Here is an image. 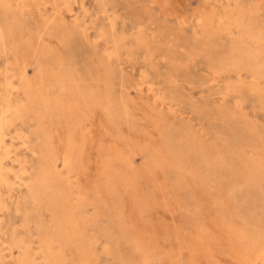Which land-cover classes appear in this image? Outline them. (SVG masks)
Listing matches in <instances>:
<instances>
[{
  "label": "rangeland",
  "instance_id": "rangeland-1",
  "mask_svg": "<svg viewBox=\"0 0 264 264\" xmlns=\"http://www.w3.org/2000/svg\"><path fill=\"white\" fill-rule=\"evenodd\" d=\"M36 3L37 6H32L33 12H25L24 17L13 18L11 14H7L3 18L0 13V26L3 28L8 22L17 24L16 31L23 32L25 38L30 35L35 40L38 26L41 25L39 11L44 19L51 18L58 12L62 15L69 34L62 45L58 46L57 43L64 37L62 34H57L49 44L56 47L63 60L79 71L87 82L90 79L88 74L99 61L102 74L108 79L104 90L111 95L108 113L101 119L99 154L103 160L101 159V164L96 161L95 144L90 150L88 161L84 163L86 166H82L83 169L78 165L72 166L73 163L70 165L69 158L58 160L54 166L51 195L54 198L53 206L48 208L35 204L28 198L26 185H33L37 179L39 181L45 168L40 149L44 138L38 126L41 108L31 106L22 121L15 122L6 137L8 145H11V159L6 162L7 167L11 168L7 175L8 185L0 186V200L6 207L0 209V247L4 253L0 264H16L20 256L19 249L9 245L11 236L29 244L34 264H45L37 224L42 220L52 232L53 215L56 223L64 227L73 212L84 228L83 240L76 241L75 244V239L65 243L64 237L58 233L53 237V250L65 264H188L190 260V264H264V188L259 192L253 191L252 182H246L241 175L245 165L258 159L264 163V102H261L264 77L255 79L253 74L247 72L249 61L245 57L240 58V78L235 76V70L228 63L225 66V70H228L224 72L232 74L231 78H225L224 72L216 75L208 59L195 48L198 43L206 40L203 32L205 22L208 21L215 36L212 41L218 52L238 43L264 57V41L250 38L255 37L253 32L256 36L264 33V0H38ZM140 32L148 50L137 45L135 39ZM4 44L3 50L0 47V83L6 82L8 74L10 79L14 77L9 79L13 87L16 86L12 89L13 102L25 105L27 99L24 86L19 84L18 78L22 66L14 59V42L8 38ZM46 57H41V64L43 70L49 72L48 67L52 66V62ZM168 62H172L173 66L168 65ZM25 72L29 79L34 78L33 67H26ZM121 99L122 102H118ZM103 104L105 108L107 104ZM121 109L127 111L128 115ZM54 117H58L57 112ZM93 126L92 122H83L81 126L91 145L95 140ZM156 127L162 128L163 130L159 129L162 132ZM136 133L140 138H136ZM221 138L230 140L231 145H234L228 149ZM182 139L190 145V149L196 151L192 152L194 157L190 164L193 167L189 169L198 170L195 176L201 182L200 195L199 191L193 190L189 173L180 169L183 164L180 161V151L187 150L186 146L181 148L184 146ZM143 145L147 146L146 152H138V146ZM210 148L213 152H208ZM61 153L62 151L59 152ZM169 153L170 157L167 155ZM120 154L127 160L121 159ZM219 156L225 161V165L219 166ZM160 157L166 158V166H159ZM153 164L159 168H155ZM104 173L108 175L105 176ZM131 173L136 174L135 189L146 200L142 210L137 207V203H131L133 200L125 191L126 184L122 183L125 179L129 180L127 177ZM119 176L126 177L120 179ZM19 177L26 185L19 181ZM251 200L257 201V205ZM206 224L211 227L216 225L212 229L217 230L210 231V225ZM238 225H246L249 232L243 235L235 232L228 234L227 229L242 228ZM64 230L68 232L70 227ZM221 235L225 236H222L223 241ZM150 240H153V244ZM75 249L78 250L77 254ZM245 258L248 259L247 262Z\"/></svg>",
  "mask_w": 264,
  "mask_h": 264
},
{
  "label": "bare ground",
  "instance_id": "bare-ground-1",
  "mask_svg": "<svg viewBox=\"0 0 264 264\" xmlns=\"http://www.w3.org/2000/svg\"><path fill=\"white\" fill-rule=\"evenodd\" d=\"M36 1L38 0H32V2L26 1V0H0V13L3 15V18L5 17V15L7 14H11L14 17L16 16H20V17H24V13L28 12L30 13L34 8L32 6H37ZM157 1V0H156ZM28 2L30 4H28ZM44 2V1H43ZM43 4V3H42ZM102 4V3H101ZM44 6V5H43ZM42 7V6H41ZM46 7V6H45ZM44 7V8H45ZM59 7V5H58ZM48 8V7H47ZM52 8V7H51ZM53 9V8H52ZM257 10V9H256ZM33 12V11H32ZM52 12V11H51ZM62 12V11H61ZM254 14V13H253ZM50 15V14H49ZM42 14L41 11H39V17L41 18V25H39L38 23V31L36 32L35 35V40L31 38L30 35L26 36V38L24 37V35H22L23 32H19L16 31V25H14V23H6L3 28L0 26V47L2 48L1 50H3V48L5 47V42H7L8 38H11L14 42V59L16 62L21 63V71L19 72L18 78H19V84L24 86V95L25 98L27 99L26 103L27 104H18V103H14L13 102V93H12V89L16 86L13 87V84L11 81H9L10 76L9 74L7 75L8 77H6V82L4 83H0V186L1 185H5V187L8 185V180H7V175L8 172L11 171V168H8L6 165V162L11 159L10 158V154H11V145L9 146L6 140L7 137V133L9 132V130L11 128H13L14 124L16 121H22L23 117L25 116V113L28 111V109L31 106H37L41 108V113H39V119H38V126L40 128V132L44 138V142L41 146V153H42V157H43V161H44V171L41 174V176H39V181L37 179V181H35V183L33 185H26L24 180H21L22 178L19 177V181L21 180L25 185H26V190H27V195L28 198L33 201L35 204L38 205H42L44 207H52L54 204V198L51 196L53 194V186H54V166L56 164V162L60 159L64 160L65 158L68 159V163L72 166L78 165L79 168L83 169V164L85 162L88 161V157L90 154V150L93 149V144L96 145L97 151H96V158L99 163L101 164V159L103 160V157L101 158V155L99 154V136H100V129H102L101 127V119L104 116V114L108 113L109 107H108V102L110 101V92L108 93L107 90L104 87V85L106 84V81L108 79H106V76H104V73L102 74L103 71H101V64L98 62H96V64L94 65V70H91V73H89V82H87L86 79H83L80 72L73 69L71 64L68 62H65L63 60V58L61 57V52L57 51L56 47H53L51 43V39H54L56 37V35L58 34H62L64 35V37L57 43L58 46L62 45L64 39L66 38V35L69 34L67 32L68 27L64 24V20L61 17L62 15L58 12H55L53 14V16L51 18H42ZM26 17V16H25ZM36 17V16H35ZM7 18V17H6ZM17 18V17H16ZM116 18V17H115ZM210 18V17H209ZM218 18V17H217ZM24 19V18H21ZM20 19V20H21ZM11 20V19H9ZM19 20V19H18ZM25 20V19H24ZM209 20V19H208ZM5 21V20H4ZM22 21V20H21ZM20 21V22H21ZM26 21V20H25ZM206 21V20H205ZM210 21V20H209ZM15 22V21H14ZM204 22V21H203ZM36 24V23H35ZM221 24V23H220ZM25 25V24H24ZM29 25V24H26ZM181 25V24H180ZM36 26V25H35ZM205 39L200 43H198L195 47L196 50L202 55L205 56L211 67H213L214 69V74H220L221 72H224L228 69L225 70V66L228 63L232 69L235 70L236 74L235 76L237 78H240V67H241V62H240V58L245 57L246 60L249 61V64L247 65L248 70L247 72H249L250 74H253L254 78H259V77H264V57L261 56V54H257L256 52H252L250 50H248V48H244L243 45L241 46L238 43L235 44H231L229 46H227L224 50H220L218 52V48H216V46L214 45V42L212 41V38L215 37L213 36V32H211L210 30V23L205 22ZM23 27V26H22ZM67 28V29H66ZM179 28V27H178ZM203 28V27H201ZM218 29V28H217ZM23 30V28H22ZM142 30V29H141ZM36 31V30H35ZM201 31V30H200ZM222 31V30H221ZM192 32V31H191ZM222 33V32H221ZM225 33V32H224ZM29 34V33H28ZM217 34V32L215 33ZM223 34V33H222ZM143 34H141V32L139 33V35L137 36V38L135 40H137V45H139L141 48L143 49H147L148 45L146 44V41L144 40L145 38H143L142 36ZM152 35V34H151ZM253 35L255 37H250V38H256V40H263L264 41V33H258L256 36V33L253 32ZM61 37V36H60ZM85 37V35H84ZM83 38V37H82ZM103 38V37H102ZM120 38V37H119ZM124 38V37H123ZM135 38V37H134ZM133 38V39H134ZM217 38V37H216ZM85 40V39H84ZM124 40V39H123ZM82 41V40H81ZM126 41V40H125ZM260 41V42H261ZM35 42V43H34ZM85 42V41H84ZM136 42V41H135ZM118 44V41L116 42ZM169 44V43H168ZM115 45V43H114ZM113 45V47H115ZM136 45V44H135ZM158 45V44H157ZM37 46V47H36ZM118 47V46H117ZM116 47V48H117ZM247 47V46H246ZM115 48V49H116ZM130 48V47H128ZM173 48V47H172ZM171 48V49H172ZM250 48V47H249ZM118 50V49H117ZM136 50V49H135ZM148 50V49H147ZM7 51V50H5ZM32 51V52H31ZM114 51V50H113ZM116 52V51H115ZM146 52V51H145ZM193 52V49H192ZM197 52V53H198ZM28 53H33L28 54ZM115 54V53H114ZM166 54V51H165ZM187 54V53H186ZM43 55H46L49 60L52 62V66L48 67V71L49 72H45L43 70V65L41 64V57ZM118 55V54H117ZM170 55V54H169ZM12 57V56H11ZM46 57V59H47ZM149 57V56H147ZM45 58V56H44ZM125 58V57H124ZM150 59V57H149ZM148 59V60H149ZM189 59V58H188ZM191 59V58H190ZM31 60V61H30ZM29 61V62H27ZM101 62V61H100ZM102 63V62H101ZM7 64V63H6ZM94 64V62H93ZM172 62L168 65H171ZM103 65V64H102ZM176 65V64H175ZM187 65V64H186ZM31 66L33 67L34 71H35V76L33 79H29L26 76V72H25V68ZM173 66V65H171ZM20 68V67H19ZM228 68V67H226ZM243 68V67H242ZM186 69V68H185ZM231 69V70H232ZM107 71V69H106ZM111 73V71H110ZM3 74V73H2ZM6 74V73H5ZM216 74V75H217ZM223 76L225 78H231L232 74H228V72H224ZM221 77V76H220ZM14 78V77H12ZM11 78V79H12ZM17 78V77H16ZM215 78V77H214ZM236 78V79H237ZM10 79V80H11ZM242 80V79H241ZM253 80V79H252ZM249 81V80H248ZM236 83V81H235ZM112 84V83H111ZM114 85V84H113ZM124 86V85H123ZM216 86V85H215ZM229 86V85H228ZM241 86V85H240ZM107 87V86H106ZM232 87V86H231ZM237 88V87H236ZM236 88L234 90H236ZM17 89V88H16ZM111 89V88H110ZM109 89V90H110ZM114 89V87H113ZM128 89V88H127ZM137 89V88H136ZM228 89V88H227ZM15 90V89H14ZM59 90V91H58ZM230 91V88H229ZM228 91V92H229ZM233 91V90H232ZM256 91H258L256 89ZM255 91V92H256ZM112 93V92H111ZM122 93V91H121ZM137 94V93H136ZM134 94V95H136ZM149 94V93H148ZM147 94V95H148ZM119 95V94H118ZM122 95V94H121ZM128 95V94H127ZM133 95V96H134ZM138 95V94H137ZM113 97V96H112ZM222 97V96H221ZM122 98V97H121ZM135 98V97H134ZM114 99V98H113ZM112 99V100H113ZM119 99V98H117ZM261 102H264V93L261 97ZM111 100V101H112ZM124 100V99H123ZM127 101V100H126ZM106 103L107 105L104 108V104ZM118 102H122L118 101ZM137 102V101H136ZM222 103V102H221ZM113 104V103H112ZM118 104V103H117ZM119 105V104H118ZM123 105V104H122ZM115 106V105H114ZM121 106V105H120ZM128 106V105H127ZM240 106V105H239ZM118 108V107H117ZM122 108V106H121ZM126 108V107H125ZM124 108V109H125ZM123 109V108H122ZM121 109V110H122ZM112 110V109H111ZM123 111V110H122ZM132 111V110H131ZM220 111V110H219ZM223 111V110H222ZM221 111V112H222ZM225 111V110H224ZM233 111V110H232ZM240 111V110H239ZM39 112V111H37ZM58 113V117H54L55 113ZM124 114L128 115V113H126L127 111H123ZM121 113V112H120ZM154 114V112L152 113ZM151 114V115H152ZM220 114V113H219ZM225 114H227L225 112ZM123 114H121L122 116ZM133 115V114H132ZM228 115V114H227ZM232 115V114H231ZM107 116V115H106ZM114 116V115H113ZM124 116V115H123ZM156 116V115H155ZM224 116V115H223ZM233 116V115H232ZM128 117V116H126ZM131 117V115H130ZM128 117V118H130ZM134 117V116H133ZM158 117V116H157ZM181 117V116H180ZM218 117V116H217ZM221 117V116H219ZM218 117V118H219ZM228 117V116H227ZM231 117V116H230ZM104 118V117H103ZM106 118V117H105ZM113 118V117H112ZM109 117V119H112ZM121 118V117H120ZM153 118V117H152ZM108 119V120H109ZM156 119V118H154ZM223 119V118H222ZM233 119V118H232ZM106 120V119H105ZM107 120V121H108ZM136 120V119H135ZM150 120V118H149ZM105 121V122H107ZM132 121V119H131ZM137 121V120H136ZM159 121V120H158ZM157 121V122H158ZM85 122H92V124L94 123V128H95V140L92 142V145L89 143V141L87 140L85 134L83 133V130L81 128L82 123ZM115 122V121H114ZM118 122V121H117ZM134 122V120H133ZM155 122V121H154ZM160 122V121H159ZM162 122V121H161ZM120 123V122H119ZM135 123V122H134ZM149 123V122H148ZM116 124V123H115ZM121 124V123H120ZM133 124V123H132ZM139 124V122H138ZM117 125V124H116ZM135 125V124H134ZM151 125V124H150ZM162 125V124H161ZM248 125V124H247ZM156 126V123H155ZM233 126V125H232ZM235 126V125H234ZM92 127V128H93ZM108 127V126H107ZM115 127V126H114ZM246 127V126H245ZM125 128V125H124ZM158 130L162 129V128H158L156 127ZM249 128V127H248ZM247 128V129H248ZM252 128V127H251ZM109 129V128H108ZM118 129V128H117ZM121 129V128H120ZM188 129V128H187ZM163 130V129H162ZM162 130L160 132H162ZM185 130V128H184ZM250 130V128H249ZM158 131V132H159ZM224 131V130H223ZM229 131V130H228ZM113 132V131H112ZM133 133V130L130 131V133ZM147 132V131H146ZM180 132V130H179ZM188 132V130H187ZM190 132V131H189ZM245 132V131H244ZM243 132V134H244ZM247 132V131H246ZM14 133V132H13ZM131 133V134H132ZM135 133V132H134ZM229 133V132H228ZM227 133V135H228ZM58 134V135H57ZM61 134V135H59ZM137 134V133H136ZM135 134V135H136ZM153 134V133H152ZM161 133H159L160 135ZM192 134V133H191ZM14 135V134H13ZM16 135V134H15ZM114 135V134H112ZM134 135V134H133ZM183 135V134H182ZM117 136V135H116ZM138 134L136 135L137 138ZM143 136V135H141ZM178 136V135H177ZM185 135H183L184 137ZM188 136V135H186ZM194 136V134H193ZM233 136V135H232ZM235 136V135H234ZM238 136V135H237ZM18 137V134H17ZM119 136H117L118 138ZM121 137V136H120ZM139 137V136H138ZM182 137V136H181ZM195 137V136H194ZM253 137V136H252ZM255 137V136H254ZM261 137V136H258ZM20 138V137H19ZM57 138V139H56ZM116 138V139H117ZM140 138V137H139ZM145 138V137H144ZM187 138V137H186ZM185 138V140H186ZM219 138V137H218ZM228 138V137H227ZM226 138V139H227ZM12 139V138H11ZM123 139V138H121ZM120 139V140H121ZM188 139V138H187ZM196 139V137H195ZM257 139V137H256ZM262 139V138H261ZM127 140V139H126ZM129 140V139H128ZM164 140V139H163ZM192 140V139H191ZM260 140V139H259ZM13 141V140H12ZM122 141V140H121ZM161 141V140H160ZM158 141V142H160ZM195 141V140H194ZM221 141L226 144L227 148L229 149L231 146H233L234 144L231 145V142L229 141H225L224 139L221 138ZM233 141V139L231 140ZM247 141V140H246ZM122 142H125L124 140ZM139 142V141H138ZM135 142L136 145H138ZM142 142V141H141ZM157 142V141H156ZM181 142V141H180ZM190 143V141H188ZM132 143V142H131ZM144 143V142H143ZM151 143V142H150ZM149 143V144H150ZM197 140H196V144H197ZM229 143V144H228ZM233 143H235L233 141ZM244 143V142H243ZM259 143V142H258ZM128 144V143H127ZM145 144V143H144ZM155 145V143H153ZM165 144V143H164ZM163 144V145H164ZM180 144V143H179ZM182 144H184V146H181V148H185V146L187 147V150L182 149L181 152V160L183 164L182 167L180 168L181 170L183 169L184 171L186 170L187 173H189V175L187 177H189L190 179V183L193 186V190H197L199 191L198 194L200 193V191L202 190L201 187V182L198 179V177H196V173L198 172L197 169L194 170H190V167H193V165L190 164L191 159L194 157V153L192 154V152H194L195 150L190 149V145L187 144V142L185 143L182 139ZM134 145V144H132ZM141 145V144H139ZM148 145V144H146ZM161 145V144H160ZM222 145V144H221ZM259 145V144H258ZM22 146V145H21ZM131 147V144L129 145ZM150 146V145H149ZM153 146V145H152ZM151 146V147H152ZM158 146V145H157ZM193 146V145H192ZM203 146V145H202ZM240 146V144H239ZM89 147V150L87 149ZM136 147V146H135ZM171 147V145H170ZM225 147V146H224ZM250 147V146H249ZM128 149V147H125ZM150 148V147H149ZM167 148V147H166ZM179 148V146H178ZM199 148H201L199 146ZM235 148V147H234ZM233 148V149H234ZM246 148V147H245ZM244 148V149H245ZM248 148V146H247ZM246 148V149H247ZM138 152H146L147 146H138ZM136 149V150H137ZM155 149V148H154ZM153 149V150H154ZM165 149V147H164ZM197 149V148H196ZM202 149V148H201ZM200 149V152H201ZM232 149V148H231ZM232 149V150H233ZM238 149V148H237ZM243 149V148H242ZM249 149V148H248ZM253 149V148H252ZM151 150V149H150ZM161 150V149H160ZM251 150V149H250ZM62 151L61 154H59V152ZM88 151V152H87ZM130 151V150H129ZM135 151V150H134ZM169 151V149H168ZM171 151V149H170ZM199 151V150H198ZM197 151V153H199ZM230 151V150H229ZM234 151V150H233ZM252 151V150H251ZM259 151V150H258ZM124 152V151H123ZM120 152V153H123ZM128 152V151H127ZM131 152V151H130ZM129 152V153H130ZM162 152V151H161ZM196 152V151H195ZM208 152H213L212 148L208 149ZM242 152V150H241ZM128 153V156H129ZM142 153V154H143ZM151 153V152H150ZM149 153V154H150ZM156 153V152H155ZM231 154V152H229ZM264 153V151H263ZM125 154V153H123ZM127 154V153H126ZM163 154V153H161ZM196 154V153H195ZM206 154V153H205ZM213 154V153H211ZM234 154V153H233ZM250 154V153H249ZM261 154V153H260ZM91 155V154H90ZM121 155V154H120ZM140 155V154H139ZM168 156L170 155L167 154ZM203 155V154H201ZM201 155H196L198 157H200ZM215 155V153H214ZM147 156V155H146ZM155 156V155H154ZM159 156V155H158ZM180 156V155H179ZM195 156V157H196ZM245 156V155H244ZM251 156V155H250ZM121 159L127 160L126 157H123L122 155L120 156ZM156 157V156H155ZM170 157V156H169ZM220 157V161H219V166L223 165L225 163L224 160H222V157ZM218 157V158H219ZM237 157V156H236ZM119 158V156H118ZM144 158V157H143ZM151 158V157H150ZM153 158V156H152ZM161 158V157H160ZM217 158V159H218ZM231 157H229L230 159ZM251 158V157H250ZM148 159V158H147ZM157 159V158H156ZM166 158L162 157L159 161V166L160 165H164L166 166L164 160ZM196 159V158H195ZM234 159V158H233ZM100 160V161H99ZM146 160V159H145ZM151 160V159H150ZM118 161V159H117ZM122 162V160H120ZM204 161V160H203ZM234 161V160H233ZM120 162V163H121ZM127 162V161H126ZM131 162V161H130ZM149 162V161H148ZM156 162V161H154ZM200 162V161H199ZM218 162V160H217ZM231 162V161H230ZM237 162V161H236ZM263 162V160H262ZM259 159L255 160L253 162H251L250 165H245L244 169H242L241 175L243 176L242 179H244L246 182L250 181L252 182L251 185H253V191L259 192L264 188V163H262ZM66 163V162H64ZM97 163V162H96ZM125 163V162H124ZM129 163V162H128ZM134 163V162H133ZM145 163V162H144ZM213 163V162H212ZM156 164V163H155ZM155 164L154 167H155ZM172 164V162H171ZM215 164V163H214ZM226 164V163H225ZM224 164V165H225ZM85 165V164H84ZM108 165V164H107ZM110 165V164H109ZM108 165V166H109ZM121 165V164H120ZM126 165V164H123ZM122 165V166H123ZM130 165V164H129ZM151 165V164H150ZM158 165V163H157ZM156 165V167H157ZM67 166V165H66ZM86 166V165H85ZM84 166V168H85ZM163 166V167H164ZM173 166V164H172ZM172 166H170L172 168ZM243 166V165H242ZM241 166V167H242ZM121 167V166H120ZM124 167V166H123ZM155 167V168H156ZM218 167V166H217ZM107 168V167H106ZM111 168V167H110ZM129 168V167H128ZM145 168V167H144ZM159 168V167H157ZM168 168V167H167ZM174 168V167H173ZM124 169V168H123ZM126 169V168H125ZM161 169V168H160ZM215 169V168H214ZM109 170V169H107ZM121 170V169H119ZM128 170V169H127ZM142 170V169H141ZM144 170V169H143ZM174 170V169H173ZM22 171V170H21ZM112 171V169H111ZM129 171V170H128ZM132 170H130L129 172H131ZM158 171V170H157ZM160 171V170H159ZM172 171V170H171ZM20 172V171H19ZM101 173V171H99ZM105 172V171H104ZM108 172V171H107ZM115 172V171H114ZM128 172V173H129ZM12 173V172H11ZM15 173V172H14ZM22 173H25L22 171ZM21 173V174H22ZM83 173V172H82ZM141 173V171H140ZM157 173V172H156ZM213 173V172H212ZM103 174V171H102ZM151 175L153 174V171L150 173ZM148 174V175H150ZM161 174V173H160ZM178 174V173H177ZM105 175V173H104ZM108 175V173L106 174ZM105 175V176H106ZM119 175V174H118ZM156 175V174H155ZM167 175V174H166ZM174 175V174H173ZM240 175V176H241ZM114 176V174L112 175ZM136 174L135 173H131L129 175V180L125 181L123 180L122 183L125 182L126 184V188L125 191L130 195L131 199L133 200V202L131 201V203H137V207L142 210V207L145 208V203L146 200L145 198L142 197V195H140L137 192V188L135 189L134 185V179H135ZM147 176V175H146ZM165 176V175H164ZM15 177V176H14ZM109 177V176H108ZM107 177V178H108ZM117 177V175H116ZM115 177V178H116ZM122 177H126V176H122ZM121 177V178H122ZM177 177V176H176ZM216 177V176H215ZM114 178V177H113ZM120 178V176L118 177ZM120 178V179H121ZM157 178V177H155ZM217 178V177H216ZM152 179V178H151ZM150 179V180H151ZM179 179V178H178ZM186 179V178H185ZM184 179V180H185ZM241 179V178H240ZM112 180V179H111ZM204 180V179H203ZM136 181V179H135ZM139 181V180H138ZM141 181V180H140ZM178 181V180H177ZM236 181V180H235ZM238 181V180H237ZM243 181V182H245ZM113 182V180H112ZM152 182V181H151ZM185 182V181H184ZM31 183V182H30ZM142 183V182H141ZM148 184V183H147ZM150 184V183H149ZM160 184V183H159ZM208 184V183H207ZM140 185V184H139ZM138 185V186H139ZM154 185V184H153ZM183 185V184H182ZM213 185V184H212ZM248 185V184H247ZM111 186V185H110ZM145 186V185H144ZM148 186V185H147ZM190 186V185H189ZM244 186V185H243ZM12 187V186H11ZM93 187V186H92ZM149 187V186H148ZM10 188V187H9ZM106 188V187H105ZM146 188V187H145ZM150 188V187H149ZM176 188V187H175ZM190 188V187H189ZM139 189V188H138ZM154 189V188H153ZM243 189V188H242ZM241 189V190H242ZM249 189V188H248ZM141 190V189H140ZM244 190V189H243ZM174 191V190H173ZM264 191V190H263ZM186 192V191H185ZM251 193V192H250ZM9 194V193H8ZM118 193H116L117 195ZM201 194V193H200ZM199 194V195H200ZM205 194V193H204ZM262 194V193H261ZM259 194V195H261ZM114 195V194H113ZM127 195V194H126ZM196 195V192H195ZM203 195V194H202ZM255 195V194H254ZM254 195H252L254 197ZM257 195V194H256ZM255 195V196H256ZM205 196V195H204ZM215 195H213L214 197ZM122 197V196H121ZM175 197V196H174ZM200 197V196H199ZM209 197V196H208ZM100 198V196H99ZM117 198V197H116ZM125 198V197H124ZM186 198V197H185ZM202 198V197H201ZM200 198V199H201ZM207 198V196H206ZM250 198V197H249ZM258 198V197H257ZM263 198V197H262ZM115 199V198H114ZM205 199V198H203ZM209 199V198H208ZM207 199V200H208ZM225 199V197H224ZM232 199V198H231ZM248 199V198H246ZM252 199V198H251ZM82 201V198L80 199ZM206 200V199H205ZM250 200V199H249ZM260 200V199H259ZM258 200V201H259ZM262 200V199H261ZM101 201V200H100ZM209 201V200H208ZM218 201V200H217ZM255 201V200H253ZM251 200V202H253ZM11 202V200H10ZM124 202V201H123ZM211 203V201H209ZM216 202V201H213ZM224 202V201H222ZM221 202V203H222ZM247 202V201H246ZM257 201H255V205ZM163 203V202H161ZM174 203V202H173ZM218 204L220 202H217ZM215 203V204H217ZM229 203V201H228ZM125 204V203H124ZM128 204H130V202H128ZM139 204H142L141 206ZM223 204V203H222ZM244 204V203H243ZM249 204V203H248ZM127 206V204H125ZM188 205V204H187ZM210 205V204H209ZM208 205V206H209ZM228 205V204H227ZM19 206V205H18ZM69 206V205H68ZM80 204H78V208H79ZM125 206V207H126ZM132 206V205H129ZM174 206V204H173ZM211 206L212 205L211 203ZM225 206V205H224ZM251 206V205H250ZM259 206V205H258ZM15 207V206H14ZM38 207V206H37ZM166 207V206H165ZM253 207V206H252ZM6 207L4 206V203L0 200V209H5ZM16 208V207H15ZM214 208V207H213ZM222 208V207H221ZM72 209V207H71ZM131 210V208H129ZM201 209V207H200ZM212 209V208H211ZM220 209V208H219ZM77 210V209H76ZM129 210V211H130ZM166 210V209H164ZM221 210V209H220ZM1 211V210H0ZM5 213V210H3ZM42 211V210H41ZM127 211V210H126ZM128 211V212H129ZM201 211V210H200ZM211 211V210H210ZM235 211V210H234ZM2 212V211H1ZM0 212V213H1ZM17 212V211H16ZM72 212V211H71ZM127 212V213H128ZM149 212V211H148ZM206 212V211H204ZM220 212V211H218ZM237 212V210H236ZM130 213V212H129ZM166 213V212H165ZM66 214V213H64ZM211 214V213H210ZM209 214V215H210ZM227 214V213H226ZM226 214L224 216H226ZM233 214V213H232ZM74 215V216H73ZM122 215V214H121ZM217 215V214H216ZM230 215V213H229ZM240 215V214H239ZM247 215V214H246ZM128 216H130L128 214ZM235 216V215H234ZM75 217V218H74ZM133 217V216H131ZM219 217V216H218ZM230 217V216H229ZM228 217V218H229ZM232 217V216H231ZM54 222L52 221L53 225H54V231H50L49 226L44 224V222L42 220L39 221V223L37 224L38 226V233H39V238H40V247H41V252L43 253V256L45 257V264H65L64 260L61 259L60 255H57L56 252H54L53 250V237L55 234H59L60 236L64 237L65 239V243L68 242H73L70 240L75 239V243L76 241H82L84 238V228L80 225V221L77 218L76 214L73 212L70 214V218L71 219H67L66 223H64V227H62V225H59L58 223H56V217L53 215L52 216ZM215 218V217H214ZM235 218V217H234ZM49 219V218H48ZM222 219V218H221ZM213 220V219H212ZM243 220V219H242ZM209 221V220H208ZM221 221H224L221 220ZM231 221V219H230ZM235 221V220H234ZM203 222V221H202ZM237 222V221H236ZM55 223V224H54ZM223 223V222H221ZM227 223V222H226ZM260 223V222H259ZM241 224V223H240ZM261 225L263 223H260ZM208 225V224H206ZM210 225V224H209ZM208 225V226H209ZM236 225V224H235ZM216 226V225H215ZM212 226V227H215ZM233 226V223H232ZM239 230H236L234 228L232 229H227L228 234H233L235 233H240V235H243L245 232L248 233L249 231L246 230L248 229L246 225L241 226L238 225ZM236 226V227H238ZM70 227V231H66L64 230L65 228ZM133 227V226H132ZM209 230L212 231V227L211 225L209 226ZM235 227V228H236ZM218 228V227H217ZM216 229V228H215ZM215 229L213 231H215ZM222 229V228H221ZM136 230V229H135ZM208 230V229H207ZM217 230V229H216ZM220 230V229H219ZM225 230V229H224ZM138 231V229H137ZM206 231V230H205ZM212 231V232H213ZM226 231V232H227ZM70 232V233H69ZM218 232V231H217ZM134 233V232H133ZM140 233V232H139ZM210 233V232H209ZM220 233V231H219ZM222 233V232H221ZM260 234V233H259ZM140 235V234H139ZM203 236V235H201ZM210 236V235H209ZM222 236L225 238L224 235H221V241H223ZM235 236V235H234ZM237 236V235H236ZM246 236V235H245ZM142 237V236H140ZM206 236H203V238ZM212 237V236H211ZM244 237V236H243ZM192 238V237H191ZM210 238V237H209ZM213 238H215V236H213ZM219 238V235H218ZM255 238V237H254ZM144 239V238H143ZM207 239V238H206ZM198 240V239H197ZM203 240V239H202ZM208 240V239H207ZM212 240V239H211ZM210 240V241H211ZM220 240V239H219ZM253 240V239H252ZM141 241V239H140ZM151 241V240H150ZM153 241V240H152ZM151 241V242H152ZM147 242V241H146ZM191 242V241H190ZM203 242V241H202ZM205 242V240H204ZM212 242V241H211ZM197 243V241H196ZM214 243V242H213ZM225 243V241H224ZM149 244V243H148ZM153 244V242H152ZM204 244V243H202ZM210 244V242H209ZM9 245L12 248L15 249H19L20 251V256L16 261V264H34L35 259L31 257V249L29 244L24 241V240H18L15 237L11 236L10 240H9ZM68 245V244H67ZM66 245V246H67ZM243 245V244H242ZM195 246V245H194ZM201 246V245H200ZM199 246V247H200ZM240 246V245H239ZM202 247H206V246H202ZM226 247V245L224 246ZM223 247V248H224ZM263 250H264V245L262 246ZM74 248H77L76 246H74ZM193 248V247H192ZM217 248V247H216ZM233 248V247H232ZM235 248V247H234ZM207 248H205L206 251ZM209 249V248H208ZM227 250V247H226ZM233 250V249H232ZM62 251V250H61ZM76 251V252H75ZM75 253H78V250L75 249ZM201 251V250H200ZM204 251V252H205ZM212 251V250H211ZM238 251V250H237ZM10 252V251H9ZM203 252V251H202ZM231 252V250H230ZM13 253V252H12ZM79 253H82L79 252ZM200 253V252H199ZM207 253V252H206ZM213 253V252H212ZM219 253V252H217ZM233 253V252H232ZM236 253V252H235ZM3 248L0 247V261H2V259L4 258L3 255ZM14 254V253H13ZM72 254V253H71ZM201 254V253H200ZM203 254V253H202ZM211 254V253H210ZM237 254V253H236ZM239 254V253H238ZM188 255V254H187ZM205 255V254H204ZM217 255V254H216ZM223 255V253H222ZM226 255V253H225ZM80 256H82L80 254ZM195 256V255H194ZM198 256V255H197ZM196 256V257H197ZM200 256V255H199ZM213 256V255H212ZM229 256V255H228ZM231 256V255H230ZM195 257V258H196ZM233 257V256H231ZM176 258V256H175ZM191 258V257H189ZM188 258V259H189ZM194 258V257H193ZM242 258V257H241ZM167 259V258H166ZM205 259V258H204ZM246 259V258H245ZM190 260V259H189ZM188 260V261H189ZM210 260V259H209ZM214 260V259H213ZM241 260V259H240ZM248 259H246L247 262ZM170 261V260H169ZM208 261V260H207ZM215 261V260H214ZM238 261V259H237ZM175 262V261H174ZM177 262V261H176ZM179 262V260H178ZM194 262V261H193ZM245 263V261H242ZM191 263V260L188 264ZM241 263V262H240ZM175 264V263H174ZM200 264V263H199Z\"/></svg>",
  "mask_w": 264,
  "mask_h": 264
}]
</instances>
